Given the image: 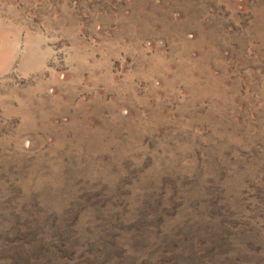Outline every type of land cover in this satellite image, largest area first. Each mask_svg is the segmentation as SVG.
Wrapping results in <instances>:
<instances>
[{"label": "rangeland", "instance_id": "374dc122", "mask_svg": "<svg viewBox=\"0 0 264 264\" xmlns=\"http://www.w3.org/2000/svg\"><path fill=\"white\" fill-rule=\"evenodd\" d=\"M0 264H264V0H0Z\"/></svg>", "mask_w": 264, "mask_h": 264}]
</instances>
